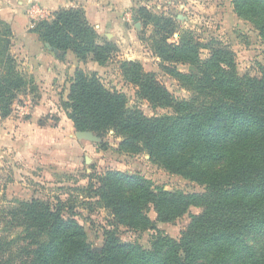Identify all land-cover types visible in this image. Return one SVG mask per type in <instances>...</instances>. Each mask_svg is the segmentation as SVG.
Instances as JSON below:
<instances>
[{
	"label": "trees",
	"instance_id": "trees-1",
	"mask_svg": "<svg viewBox=\"0 0 264 264\" xmlns=\"http://www.w3.org/2000/svg\"><path fill=\"white\" fill-rule=\"evenodd\" d=\"M236 15L249 21L264 42V0H232ZM137 18L143 39L164 72L190 92L176 99L153 74L136 61L123 60L120 72L136 88L138 98L153 108H168L172 116L148 118L129 109L124 94L106 88L97 73L76 69L68 81L63 110L76 132H92L104 139L109 131L122 138L119 148L144 150L171 175L204 187L200 194L169 192L146 179L108 170L97 178L93 195L113 215L115 223L156 234L149 250L120 243L105 231L100 251L86 241L83 228L62 217V203L16 201L2 212L0 264H264V252L245 243L249 233L264 234V72L260 77L238 76L234 53L210 40L201 43L172 18L141 8ZM59 59L71 53L79 63L104 65L115 52L99 43V36L81 8L59 9L52 20H40L30 29ZM176 35V41L171 42ZM12 48V30L0 18V117L11 114L13 102L30 84L20 70ZM207 57L200 58L201 51ZM178 66L192 67L187 73ZM102 150L107 148L101 143ZM156 221L170 223L190 207L179 241L163 237ZM115 224V225H116ZM11 229L19 232L11 237Z\"/></svg>",
	"mask_w": 264,
	"mask_h": 264
},
{
	"label": "rangeland",
	"instance_id": "rangeland-1",
	"mask_svg": "<svg viewBox=\"0 0 264 264\" xmlns=\"http://www.w3.org/2000/svg\"><path fill=\"white\" fill-rule=\"evenodd\" d=\"M141 8L155 15L172 18L181 29L192 32L201 43L213 40L219 45L227 46L234 53L238 76L260 77L264 72V42L253 24L236 15L232 0H138L130 10L119 13V28L116 26L99 30L93 25L99 36L98 42L111 44L115 48L108 62L99 66L88 60L82 64L71 54L66 58L67 68L72 73L76 69L97 72L106 88L125 95L129 109H138L148 118L172 116L171 109L153 108L147 101L138 98L136 88L125 81L119 69V63L123 60L136 61L145 72L153 74L176 99L186 100L191 96L190 92L164 72L160 60L152 55L151 49L144 42L143 39L149 36L151 27L144 30L137 18ZM26 10L30 21L35 23L40 20L50 21L53 18V13L34 5H28ZM33 26L34 24H29L27 30L30 32ZM10 29L13 47V40L15 36L18 38L19 32L11 27ZM110 31L113 33L112 38L105 35L110 34ZM33 40L36 41V38L33 37ZM175 41L176 35L171 39V42ZM42 50L58 58V54L45 45ZM11 53L13 55L14 48ZM205 57L207 51L202 50L200 58ZM18 66L23 71V67L19 64ZM188 70L193 68L178 66L181 73H187ZM57 81L56 79L49 85L54 89L46 93L48 107L42 110L38 108L33 111L35 101L30 103L29 98L19 97L13 102L11 114L20 117L25 129L17 133L16 128L11 127L9 137L5 141L9 143L8 146L0 138V211L13 206L16 201L36 199L52 206L60 202L63 205L62 217L72 218L79 223L84 230L86 241L93 250L102 249L105 231H113L120 243L136 244L144 250H149L155 240V232L132 230L116 224L110 211L93 195L92 190L98 186L97 178L106 171L113 170L139 176L148 180L153 187L169 192L200 194L204 192V187L169 174L154 163L144 150L139 149L135 153L121 150L119 144L122 138L115 136L113 131H109L104 139L100 138L99 142L77 140L76 131L62 108L68 92L64 91V82L57 84ZM34 89L35 87L28 85L20 94L21 97L31 94L32 98ZM32 116L35 120L30 122L29 118ZM101 143H106L105 150H102ZM199 213V208L190 207L182 217L170 223H162L156 221V213L150 207L147 216L155 222L163 237L179 241L190 222V216ZM9 232L12 233L9 236L13 237L19 230L10 228ZM7 235L8 226L1 223L0 237ZM245 243L255 253L264 252V234L249 233L245 235Z\"/></svg>",
	"mask_w": 264,
	"mask_h": 264
},
{
	"label": "crops",
	"instance_id": "crops-1",
	"mask_svg": "<svg viewBox=\"0 0 264 264\" xmlns=\"http://www.w3.org/2000/svg\"><path fill=\"white\" fill-rule=\"evenodd\" d=\"M137 2L138 0H19L18 2L14 0H0V18L20 34H16L18 38L15 36L13 40V47L11 50L13 51L14 48V58L16 62L23 67L22 73L25 79L30 81L29 85L35 87V89L32 90V98L30 97L31 94H26L24 96L22 95V97L19 95L18 99L19 97L21 99L29 98L28 101H30V103H32V100L35 101L32 106L33 111L35 109L38 110V108L42 110L44 107H48L46 93L48 90L54 89V87H49V85L53 84L56 79L58 80L57 84L64 82V91L67 93L68 81L73 75L72 71L65 65L66 58H68L71 53H67L62 60L54 57L51 53L42 50L44 45H42L34 33L27 30L29 24L33 25L35 23L32 22V20L30 21L26 14L28 5L43 8L51 13L59 9L81 7L91 25H95L99 30H105L106 28H116V26L119 28L117 20L119 13L123 10L126 11V9L130 10ZM109 33L110 34L106 33L105 35H110L112 38V31ZM33 37L36 38V41L33 40ZM53 107L54 105H52L51 108ZM19 118L18 116L14 117L13 114H10L6 118L0 117V138L6 146L9 144L5 141L7 137H9L11 127L16 128L17 133L25 129V124ZM29 120L33 122L35 117L32 116ZM42 140L44 142L43 138ZM51 142L52 139H50V143Z\"/></svg>",
	"mask_w": 264,
	"mask_h": 264
},
{
	"label": "water",
	"instance_id": "water-1",
	"mask_svg": "<svg viewBox=\"0 0 264 264\" xmlns=\"http://www.w3.org/2000/svg\"><path fill=\"white\" fill-rule=\"evenodd\" d=\"M46 48L51 49L48 45H45ZM75 138L77 140H84L88 142H99L100 138L93 134L92 132H76Z\"/></svg>",
	"mask_w": 264,
	"mask_h": 264
}]
</instances>
